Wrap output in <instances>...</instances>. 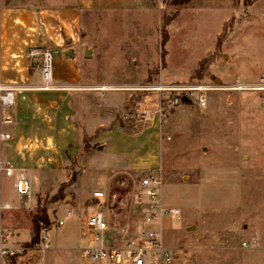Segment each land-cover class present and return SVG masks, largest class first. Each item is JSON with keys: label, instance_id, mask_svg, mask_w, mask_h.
<instances>
[{"label": "rangeland", "instance_id": "374dc122", "mask_svg": "<svg viewBox=\"0 0 264 264\" xmlns=\"http://www.w3.org/2000/svg\"><path fill=\"white\" fill-rule=\"evenodd\" d=\"M1 7L38 15L30 32L37 43L25 55L39 73V55L52 52L54 85L73 103L70 114L60 113L77 131L67 130L61 173L44 175L41 192L33 184L23 207L0 212V237L2 228L13 234L4 248L22 250L17 258L0 255V264H92L82 253L85 217L98 211L111 241L124 247L144 229L139 183L152 171L162 178L164 206L180 211L154 225L170 264H264V96L227 90L264 71V0H148L146 9L129 11L83 10L78 0H0ZM86 43L96 50L90 59ZM196 84L219 88L207 94L205 109L197 97L171 106L174 92L138 90ZM144 111L145 125L136 117ZM0 183L19 197L15 177L2 174ZM97 189L105 199L93 197ZM42 211L50 220L40 224L43 244L42 232L32 242Z\"/></svg>", "mask_w": 264, "mask_h": 264}, {"label": "crops", "instance_id": "0c3cea01", "mask_svg": "<svg viewBox=\"0 0 264 264\" xmlns=\"http://www.w3.org/2000/svg\"><path fill=\"white\" fill-rule=\"evenodd\" d=\"M78 1L79 7L83 10L102 8L112 11H129L146 9L148 6V0ZM36 19H38V15L26 7L0 8L1 83L29 89L40 85V71L39 73L36 71V67H33L30 59L25 55L26 50L37 43L34 40L36 36L33 34V37H31L30 33L36 29L34 27ZM66 59L71 60L69 69L72 72V80H74L76 78L74 60L72 58ZM56 92L61 93L59 97L54 95ZM60 110L62 114H70L73 110L72 100L68 102L67 95L61 91L26 90L17 93L16 104L11 109V114L14 118L13 124H4L1 119L2 112H0V135H11V139L0 142V157L5 161H11L18 170H23L26 173L32 184V195L33 184L41 192V178L44 175L61 173L64 159L63 153L68 148L69 132L67 130L72 127L77 131L74 121L69 117L68 120L72 124L67 123L61 116ZM5 127H12V132L3 130ZM3 143H6V148L8 149L6 157L3 154ZM2 174L0 172V176ZM13 187L15 188V186ZM95 191L102 190L97 189ZM37 194L40 198V193ZM19 197H16L8 189H4L0 183V212L18 210L19 207H23V201L26 199ZM18 202L20 206L17 205L19 204ZM75 203L76 200L74 203H70L65 210L71 211ZM36 204L37 202H35L34 206ZM6 205L10 206V209H5ZM14 228L18 230L17 226Z\"/></svg>", "mask_w": 264, "mask_h": 264}, {"label": "built area", "instance_id": "2783aa9c", "mask_svg": "<svg viewBox=\"0 0 264 264\" xmlns=\"http://www.w3.org/2000/svg\"><path fill=\"white\" fill-rule=\"evenodd\" d=\"M38 55V54H36ZM41 66V84L33 89L23 88L13 84H3L0 82V112H2V122L4 124H13L14 118L11 109L16 104L17 93L26 90H35L43 92L59 91L54 85L53 73V54L50 50H44L39 55ZM217 86L192 85V86H144L139 91H158L174 92L175 97L171 100V106L181 103L182 97L187 96L193 101L197 97L200 108L208 107L207 94L216 91ZM227 90L236 92H254L264 96V71L261 72L253 83H244L240 80L230 85ZM138 122L147 124L150 115L147 111L137 114ZM11 139L10 134L0 135V142ZM0 172L7 177H15V189L20 198L29 200L32 197V184L23 170H18L11 161H5L0 157ZM163 187L162 178L158 171H152L146 177H143L139 183L141 190L142 204L146 209L144 220V229L138 238L130 240L124 247H118L111 241L109 221L102 211L87 215L85 220V234L88 238L86 247L82 250L84 258L92 264H170L173 261L171 250L165 245L162 232L154 228V225L163 217L172 216L178 218L180 211L170 209L164 206L162 202ZM93 197L96 200H103L106 195L103 191H94ZM5 209H10L6 205ZM72 217V212L67 213L65 220H60L58 227L66 224L67 220ZM47 227L42 228V244L48 241L46 236ZM45 234V237L43 236ZM13 236L12 232L6 229L1 231V240L3 247L0 249L2 258H17L21 251L19 249H6L4 243Z\"/></svg>", "mask_w": 264, "mask_h": 264}, {"label": "water", "instance_id": "95a60500", "mask_svg": "<svg viewBox=\"0 0 264 264\" xmlns=\"http://www.w3.org/2000/svg\"><path fill=\"white\" fill-rule=\"evenodd\" d=\"M68 42L70 43V40H68ZM73 52H74L73 48H68L63 53H64V56L67 58H74L75 55ZM95 52H96L95 48L89 47V45L87 43L84 45V57L85 58H87V59L92 58ZM182 100L184 102H188V103L192 102V100L190 98H188L187 96H183ZM116 199H117V195L113 194L111 197V200H110V207L111 208L115 205ZM192 228H195V227L193 226ZM189 229H191V228H189Z\"/></svg>", "mask_w": 264, "mask_h": 264}, {"label": "trees", "instance_id": "16d2710c", "mask_svg": "<svg viewBox=\"0 0 264 264\" xmlns=\"http://www.w3.org/2000/svg\"><path fill=\"white\" fill-rule=\"evenodd\" d=\"M190 2V0H175L176 5H184L186 3ZM34 222V237L32 242L37 243L40 238V233H41V227L40 224L43 226L49 225L50 220L45 211H42L41 217L36 216L33 220Z\"/></svg>", "mask_w": 264, "mask_h": 264}, {"label": "bare ground", "instance_id": "6f19581e", "mask_svg": "<svg viewBox=\"0 0 264 264\" xmlns=\"http://www.w3.org/2000/svg\"><path fill=\"white\" fill-rule=\"evenodd\" d=\"M108 88H106V87H102V88H100V89H96V90H107Z\"/></svg>", "mask_w": 264, "mask_h": 264}]
</instances>
